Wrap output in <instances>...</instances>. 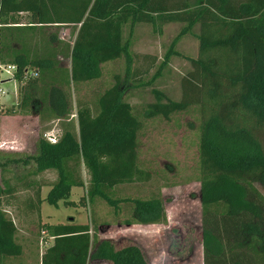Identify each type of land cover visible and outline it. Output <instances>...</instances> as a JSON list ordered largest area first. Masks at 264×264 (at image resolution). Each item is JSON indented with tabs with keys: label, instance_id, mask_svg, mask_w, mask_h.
<instances>
[{
	"label": "trees",
	"instance_id": "1",
	"mask_svg": "<svg viewBox=\"0 0 264 264\" xmlns=\"http://www.w3.org/2000/svg\"><path fill=\"white\" fill-rule=\"evenodd\" d=\"M21 14L27 15L25 23ZM127 23L185 24L157 75L178 53L174 47L180 37L199 26L198 57L189 58L192 69L181 79V99H169L155 89L156 101L145 107L142 118L124 97L131 87L146 84L141 75L152 70L157 58L141 55L144 65L132 68L131 43L124 40ZM70 25L71 36L60 41V30ZM122 57L127 60L125 76H115V84L98 96L94 109L81 105L76 119H69L62 87L53 83L46 88L44 100L53 123H66L59 127L56 143L40 138L33 173L55 170L57 180L49 184L46 197L41 188L47 184H41L27 207L40 212L44 202L58 207L61 201L76 206L70 195L73 187L86 184L83 168L89 176V202L98 196L116 207L121 199L110 196L114 187L150 176L139 166L143 119L169 120L197 107L204 264H264V195L255 186L264 185V0H0V63L15 65L16 80L27 84L24 105L34 98L28 89L37 88L38 81H95L103 76L105 64ZM61 58H70V68L60 66ZM28 182L21 181L25 186ZM19 190L23 187L0 185V201L3 194ZM122 201L133 205L131 217L123 221L127 226L168 222L160 196ZM92 224H44L41 230L54 242L40 264H148L137 245L116 249L110 240L99 239ZM19 230L2 206L0 264L26 262Z\"/></svg>",
	"mask_w": 264,
	"mask_h": 264
},
{
	"label": "rangeland",
	"instance_id": "2",
	"mask_svg": "<svg viewBox=\"0 0 264 264\" xmlns=\"http://www.w3.org/2000/svg\"><path fill=\"white\" fill-rule=\"evenodd\" d=\"M20 17L25 22L28 20L26 14H21ZM184 26L185 24L132 26L127 23L124 27V40L131 43L133 69L144 65L140 58L144 53L157 58L152 70L141 75L146 84L131 87L125 93V100L141 118L145 107L156 101L155 89L172 100H180L182 97L181 79L192 69L189 58L198 57L199 26L180 37L174 47L178 53L171 56L159 75L157 73L172 42ZM67 33L68 30H60V41L69 39ZM59 61L61 67L70 68V58H61ZM149 64L148 61L146 65ZM126 66V58H119L105 64L100 79L78 85L42 78L43 81H38L37 88L28 89L35 96L27 105L22 103V96L27 91L25 81L17 84L20 98L16 100L12 95L13 81H8V75L1 72L0 88L8 93L4 97L0 96V185L5 187L6 183L15 184L23 187V190L10 196L3 194L0 202L16 219L21 229L19 240L27 249L24 256L26 263L37 264L39 257L35 243L49 241L48 233L41 230L45 229L42 223L47 220L52 224H70L73 217L76 220L74 224L77 225L91 224L93 221L92 227H97L99 239L110 240L116 249L137 245L148 264H204L198 152L201 114L197 107L177 112L169 120L161 117L143 119V127L139 133V166L150 176L147 180L114 187L110 196L121 199L116 207L98 196L89 202L85 197L89 176L84 168L82 178L86 184L84 187H73L70 195V199L77 203L76 206H65L61 201L58 207L44 202L40 212L36 209L31 212L27 207L29 198L35 195L41 184H47L41 188V195L46 197L50 190L49 184L57 180L55 170L36 175L33 173L40 138L46 139L49 129L54 132V128H63L66 123H53L48 100H44L46 88L53 83L62 87L70 105L69 119H76L81 105L95 108L98 96L115 84V76H125ZM154 75L158 76L156 80L147 84ZM209 90L210 84L207 82L208 93ZM212 99L214 101L216 97ZM21 181H29V184L25 186ZM255 186L264 195V185L256 183ZM155 196H160L164 201L167 224H123L125 219L131 217L133 206L131 202L122 201L123 199H148ZM89 264L111 263L91 261Z\"/></svg>",
	"mask_w": 264,
	"mask_h": 264
},
{
	"label": "built area",
	"instance_id": "3",
	"mask_svg": "<svg viewBox=\"0 0 264 264\" xmlns=\"http://www.w3.org/2000/svg\"><path fill=\"white\" fill-rule=\"evenodd\" d=\"M17 71V67L15 65H2L0 63V74L1 72H5L7 75H8V78L7 80L14 83V91L12 92V95L14 96V98L16 100H18V87H17V84H18V81L16 80L15 78V72ZM32 75H35L37 76V72L33 73ZM2 81V80H1ZM2 83V82H1ZM8 92L5 91L4 89H2V87L0 88V96L1 97H4L6 96ZM60 120H57V122H59ZM54 132L52 130H49L46 132V139L48 141H50L51 143H56L58 141V138H59V132H60V129L58 127L54 128ZM2 208L1 206V202H0V209ZM8 212V211H7ZM9 213V212H8ZM11 216V213L9 214ZM43 244L44 242L43 241H40V259L44 253V250L43 249Z\"/></svg>",
	"mask_w": 264,
	"mask_h": 264
},
{
	"label": "crops",
	"instance_id": "4",
	"mask_svg": "<svg viewBox=\"0 0 264 264\" xmlns=\"http://www.w3.org/2000/svg\"><path fill=\"white\" fill-rule=\"evenodd\" d=\"M21 22H24L25 23V21H21ZM78 27L80 26V25H77ZM72 27H73V25H70L69 27H65L64 29L65 30H68V36L70 37L71 36V30H72ZM63 28H62V30H64ZM66 34V33H65ZM75 37V36H74ZM144 54H147V53H144ZM105 66V65H104ZM103 66V67H104ZM72 193V192H71ZM72 201H75V200H72ZM43 205V204H42ZM42 208V207H41ZM51 217V216H50ZM52 218V217H51ZM76 222V220L72 217L71 218V222L70 223H72V224H74ZM46 223H48V224H51V225H56V223H50L49 221H45V223H43V224H46ZM58 224H60V223H58ZM156 225H163V224H156ZM53 242H54V238L53 237H51V236H49V241L48 242H45L44 244H43V249H46L47 247H49V246H51L52 244H53ZM36 244V247H35V250H36V252H37V256L39 257V264H40V243L38 244V243H35ZM25 250H27L25 247H24V251ZM93 261H101V260H93ZM92 261V262H93ZM91 262V261H90ZM89 262V263H90ZM104 262H107V261H104ZM110 263V262H109ZM23 264H29V263H26V262H24Z\"/></svg>",
	"mask_w": 264,
	"mask_h": 264
}]
</instances>
